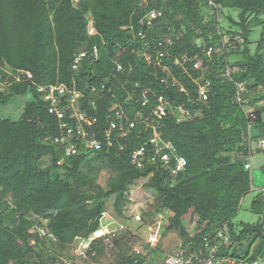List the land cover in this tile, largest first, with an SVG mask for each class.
Segmentation results:
<instances>
[{"label":"trees","instance_id":"obj_1","mask_svg":"<svg viewBox=\"0 0 264 264\" xmlns=\"http://www.w3.org/2000/svg\"><path fill=\"white\" fill-rule=\"evenodd\" d=\"M206 9L213 13L208 15ZM152 10L161 15L149 21ZM227 10L239 11L238 20L227 15L236 32H226L221 25L219 17ZM263 14L264 0H0V74L9 79L0 104L32 95L19 119L0 116V264H68L75 256V241H89L103 229L110 204L123 222L134 219L123 206L131 202L129 188L142 179H148L147 188L161 200L159 213L171 214L159 245L177 233L182 241L177 250L204 256V239L214 241L224 231L227 239H219L218 256L236 264H263L264 188L252 207L263 218L254 224L234 222L243 199L255 188L252 157L264 152V24L255 50L251 48L253 27L264 23ZM135 15L141 22H133ZM235 36L241 40L232 47ZM160 52L166 53L158 63ZM80 53L85 56L73 70ZM185 55L201 58L203 68L189 65L186 72L175 66ZM4 67L9 72L2 71ZM18 71L33 78L16 82ZM207 81L212 89L202 102L199 88ZM240 83L246 89L238 101ZM56 84L78 88L84 95L80 108L97 118L85 136L79 135L73 111L67 110L65 123L75 132L62 141V122L50 113V103L38 88ZM159 96L173 106L162 122V138L188 162L175 178L160 164L139 170L131 160V152L141 144L148 153L152 150L150 132L137 116L146 117ZM66 103L62 98V109ZM114 104L126 114L125 128L126 120H137L121 141L123 150L115 142L108 148L105 137L108 116L119 122L111 111ZM180 105L200 116L179 122ZM93 139L103 143L101 149L86 147ZM71 143L77 145L76 154L66 152ZM107 167L112 174L103 187L99 178ZM191 211L200 223L195 236L184 222ZM124 233L132 244L127 264H142L143 257L132 254L137 236L126 226ZM100 242L94 240L87 255L103 253ZM112 244L119 246L121 239ZM160 257H151L150 263L161 264Z\"/></svg>","mask_w":264,"mask_h":264},{"label":"built area","instance_id":"obj_2","mask_svg":"<svg viewBox=\"0 0 264 264\" xmlns=\"http://www.w3.org/2000/svg\"><path fill=\"white\" fill-rule=\"evenodd\" d=\"M210 6H214L212 1L209 2ZM161 15L160 12L156 10H152L148 16L149 21L159 17ZM151 24V22H149ZM91 32H93L92 24L90 26ZM212 48L206 52V56L210 57L212 55ZM95 54H97V49H94ZM166 52H160L158 54V63H160L161 58L165 55ZM85 56L84 53H80L74 60V64L72 65L73 70H78L80 67V63L82 58ZM150 60V56L147 57ZM189 65L193 66V70H200L204 66V62L201 58L198 57H189L184 56L183 59H176L175 66L185 70L188 72ZM118 71L122 70L121 65L117 67ZM9 70V69H8ZM9 72V71H7ZM164 72L167 75H170V69L168 67L164 68ZM9 77H11V73H9ZM15 78L16 82H22L26 79H32L33 75L30 72L18 71V74ZM173 86H178L180 91L185 92L184 87H182L175 79L170 80ZM169 81V82H170ZM7 86H9V79L3 80L2 75L0 74V92H5ZM211 82L207 81L204 85H201L199 88V96L202 102H206L209 99V94L211 92ZM246 87L244 83H240L238 85V94L237 100L241 101L243 92ZM97 87H93V93H96ZM39 92L43 93L44 100L50 103V113L57 115V118L62 122L61 127L64 130V138L62 141L71 139L74 136L75 129L65 123L66 111L72 110L71 118L77 120V127L79 135L85 136L87 133V129L94 127L98 120L96 117H90L86 113V111L80 108L79 101L83 98V93L78 89L74 88L69 90L65 85L60 86H50V87H40ZM146 92H144V102L143 106L148 104V99L146 98ZM66 97L67 103L62 109V98ZM158 105L153 108L149 114L145 117L142 115H138L139 121L146 125V131L150 132L149 142L151 144L152 150H147L146 145L141 144L139 147L134 149L131 152V160L132 165L139 170L145 169L147 165L157 166L161 165L162 167H166L170 170L171 177L175 178L178 174L183 171L187 167V159L181 155H179L171 141H166L162 138L163 134V126L162 123L164 118L167 116L169 110H173V106L170 101L164 99L163 96L158 97ZM177 108V117L178 121H192L194 118L200 116V113L197 111L188 110L184 107V105H180ZM111 111H115V117L118 118L119 122L114 121L112 119V115L108 116L110 120V128L106 131L105 137L108 148H112L117 143L121 150L124 149L123 145H121V141L123 138L130 134V130L135 128L136 121H127L128 127L125 128L123 125V121L126 118L125 112L118 107L117 104H114L111 108ZM118 130V131H116ZM115 134L114 139H112V135ZM59 139H56V142H59ZM115 142V143H114ZM262 147H264V141L261 142ZM103 146V143L97 141L96 139L86 141V147L89 149L99 150ZM66 152L68 154H76L78 152L77 145L75 143H71L68 145ZM246 168L250 169L251 164H247ZM136 220H141V216H136ZM52 236V235H51ZM117 236L115 232H105L103 235L98 236V232L95 233V236L89 241H82L83 251L90 249L91 243L97 239H104V242L114 241V238ZM219 239H227L226 233L224 231H219L217 238L214 241H209L207 238L204 239V248L206 250L205 255L202 256L199 252L194 253H186L184 250L179 249L175 253H169L163 256V260L161 264H236V260H232L230 258H221L218 256L220 245L218 243ZM158 237L152 236L150 240L147 242L151 246H155L158 243ZM87 244V246H85ZM96 255L95 252L92 253ZM132 254L134 257L139 256L143 257L142 264H151L150 261L145 257L142 253L141 248H133ZM239 264H243L240 262ZM248 264H259V262L255 261Z\"/></svg>","mask_w":264,"mask_h":264},{"label":"rangeland","instance_id":"obj_3","mask_svg":"<svg viewBox=\"0 0 264 264\" xmlns=\"http://www.w3.org/2000/svg\"><path fill=\"white\" fill-rule=\"evenodd\" d=\"M100 0H98L99 2ZM206 13L208 15L213 13V10L206 9ZM227 15H231L234 20H238L239 11L238 10H227V12L221 17L219 20L221 21V25L224 31H232L236 32L239 30L237 27L232 25L227 19ZM264 21V14L261 16ZM133 22L138 23L141 22L142 17H138L135 15L133 17ZM264 23H261L255 27H253V33L251 35L252 45L251 48L255 50L257 42L260 39L261 30ZM91 26V25H90ZM229 37H226V40ZM237 40H241L239 37H234V41L232 42V47L235 46V42ZM198 42H201L199 39ZM2 71L7 72L8 67H4ZM32 100V95L26 94L23 96H15L8 103L0 104V116L11 118L13 120H17L21 117L24 107L27 103ZM247 111L249 113L253 112V108L247 107ZM264 152L256 153L252 157V168H253V180L254 187L252 191L245 196L241 204V210L235 219V223L239 225L241 222L245 223H257L262 215L253 211V202L257 196L260 195L261 189L264 188ZM112 174L110 168H104L102 174L100 175L99 182L103 187H107L106 183ZM148 179H142L137 181L133 186L129 188V198L131 202L123 206V211L128 217H132V221L129 223L123 222V220L118 217L112 205L110 204L109 210L102 219L104 224L103 229L98 232V236L103 235L105 232H115L117 236L114 238L115 240L121 239V244L119 246L113 245L111 242H104V239H100V244L103 246V253L98 255H93L90 257L83 251L84 243L81 240H76L74 243V257H72L73 252L70 253L71 259H69L68 264H127V257L129 256V246L132 245L126 242L124 238L125 226L131 232L132 235H136L137 240H133L135 242V248H141L142 253L147 257L150 261L151 257H158L159 261L162 262L163 256L169 253H174L181 246V239L177 233H171L166 236L160 243H157L154 247L147 243L152 236H157L160 241V233L164 232V227L167 226L168 218L171 215L169 212L168 215L166 212L159 213L161 207V200L158 201L157 193L152 192L149 188H147L146 183ZM150 212L148 216L147 213ZM140 215L141 220H136V216ZM185 227L189 230L192 236L197 235L201 232L200 223L198 221V216L194 214L192 211L185 217L184 219ZM123 240V241H122ZM158 241V242H159ZM159 245V246H158ZM229 245V243H228ZM226 244L225 246L228 247ZM87 246V244H85ZM234 249V248H233ZM233 249L231 251H233ZM153 250H157V254L153 252ZM133 251V250H132ZM264 264V263H263Z\"/></svg>","mask_w":264,"mask_h":264},{"label":"clouds","instance_id":"obj_4","mask_svg":"<svg viewBox=\"0 0 264 264\" xmlns=\"http://www.w3.org/2000/svg\"><path fill=\"white\" fill-rule=\"evenodd\" d=\"M75 60V59H74ZM60 85H65V84H56V85H51V86H60ZM66 86V85H65ZM40 87H50V86H39L38 88H40ZM67 87V86H66ZM68 88V87H67ZM69 89V88H68ZM43 94V93H42ZM43 96H44V94H43Z\"/></svg>","mask_w":264,"mask_h":264}]
</instances>
